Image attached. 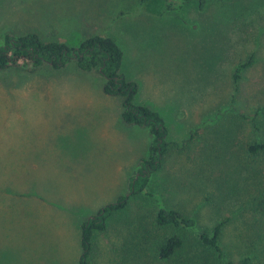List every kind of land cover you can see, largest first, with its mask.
I'll use <instances>...</instances> for the list:
<instances>
[{
	"label": "rangeland",
	"instance_id": "1",
	"mask_svg": "<svg viewBox=\"0 0 264 264\" xmlns=\"http://www.w3.org/2000/svg\"><path fill=\"white\" fill-rule=\"evenodd\" d=\"M27 33L69 47L112 37L137 85L133 103L168 131L162 166L95 235L89 264H169L156 251L158 206L197 228L230 218L222 244L232 259L264 245V217L248 202L263 166L245 160V144L264 135V0L177 11L164 0H0V44ZM252 53L235 89L232 73ZM103 82L74 64L0 70V264H78L83 221L125 194L147 157L148 131L122 122Z\"/></svg>",
	"mask_w": 264,
	"mask_h": 264
},
{
	"label": "trees",
	"instance_id": "2",
	"mask_svg": "<svg viewBox=\"0 0 264 264\" xmlns=\"http://www.w3.org/2000/svg\"><path fill=\"white\" fill-rule=\"evenodd\" d=\"M148 1L150 0H139L141 4ZM164 1L167 10L177 11L191 3H197L198 8L202 9L209 2L223 3L229 0ZM174 4L176 5L173 6ZM122 59L123 54L116 41L112 37L103 35H93L76 47H69L59 42H45L36 33L21 36L5 34L0 44V70L30 67H49L59 70L74 64L80 71L100 75L104 80L102 92L107 96L121 99L122 122L128 126L146 129L151 137L148 155L139 161L136 173L128 183L127 192L83 221L78 264H89V257L94 251L95 235L106 231L108 220L121 213L131 199L142 195L150 176L162 166L163 158L169 150L168 131L160 115L147 106L133 103L137 85L128 82L121 73ZM254 62L252 53L244 63L235 67L231 77L235 89L242 71L251 68ZM258 113L264 116L263 109ZM252 120L251 124L254 125ZM245 145L247 167H252L251 161L256 159H260L263 166L262 169L259 165L254 167L259 180L248 202L253 212L252 216L259 213L264 217V186L259 189L264 184V135L258 140L251 139ZM146 196L151 197V193H147ZM152 220L154 224L152 226L161 231V235L155 238L157 255L169 264H195V262L196 264H256L258 252L264 251V245H258V248H253V252L232 259L222 244L225 227L231 220L228 217L216 221L211 227L197 228V221L192 217L158 206L152 213ZM140 223L142 227V222ZM254 226L259 227V225ZM258 230L262 231L264 236V227ZM190 252H196L197 260L192 259Z\"/></svg>",
	"mask_w": 264,
	"mask_h": 264
}]
</instances>
